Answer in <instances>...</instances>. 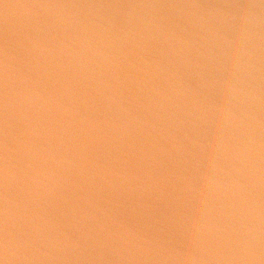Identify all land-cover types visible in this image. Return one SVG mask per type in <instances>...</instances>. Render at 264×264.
Segmentation results:
<instances>
[{
	"label": "water",
	"instance_id": "1",
	"mask_svg": "<svg viewBox=\"0 0 264 264\" xmlns=\"http://www.w3.org/2000/svg\"><path fill=\"white\" fill-rule=\"evenodd\" d=\"M0 264H264V0H0Z\"/></svg>",
	"mask_w": 264,
	"mask_h": 264
}]
</instances>
